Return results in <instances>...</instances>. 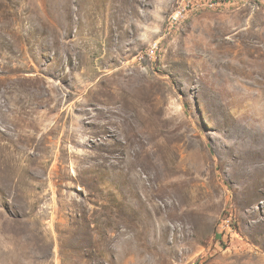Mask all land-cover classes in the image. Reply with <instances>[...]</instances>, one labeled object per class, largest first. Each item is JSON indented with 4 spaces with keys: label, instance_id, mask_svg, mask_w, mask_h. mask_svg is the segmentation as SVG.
<instances>
[{
    "label": "rangeland",
    "instance_id": "rangeland-1",
    "mask_svg": "<svg viewBox=\"0 0 264 264\" xmlns=\"http://www.w3.org/2000/svg\"><path fill=\"white\" fill-rule=\"evenodd\" d=\"M182 1L0 0V264H264V3Z\"/></svg>",
    "mask_w": 264,
    "mask_h": 264
},
{
    "label": "built area",
    "instance_id": "built-area-1",
    "mask_svg": "<svg viewBox=\"0 0 264 264\" xmlns=\"http://www.w3.org/2000/svg\"><path fill=\"white\" fill-rule=\"evenodd\" d=\"M230 2L234 0H183L182 3L177 7V9L172 13L167 22L165 31L170 33L172 30L176 29L182 22L187 18L190 12L205 6L209 9H213L223 4L224 2ZM252 3H264V0H246ZM159 45L155 44L151 47L150 53L155 54L158 51ZM225 227H230L232 220L230 217L224 218Z\"/></svg>",
    "mask_w": 264,
    "mask_h": 264
},
{
    "label": "bare ground",
    "instance_id": "bare-ground-1",
    "mask_svg": "<svg viewBox=\"0 0 264 264\" xmlns=\"http://www.w3.org/2000/svg\"><path fill=\"white\" fill-rule=\"evenodd\" d=\"M135 142H140L141 144L142 143H145V141H144V139L142 138V140L141 141H139V140H135ZM134 156H135V159L136 158H138L140 155H141V153H139V150H134ZM140 161V160H139ZM135 164H136V162H134V163H132V167L134 168V166H135ZM141 185H142V187H143V189H144V192L147 194V192H148V190H149V187L147 186V185H144V184H142L141 183ZM144 246V245H143ZM156 246V245H155ZM148 248V247H147ZM154 248V247H153ZM155 249H157L156 247H155ZM157 260H159L160 261V259H158V258H156Z\"/></svg>",
    "mask_w": 264,
    "mask_h": 264
}]
</instances>
